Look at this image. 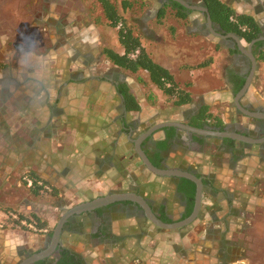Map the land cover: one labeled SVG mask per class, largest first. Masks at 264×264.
<instances>
[{"label": "crops", "instance_id": "0c3cea01", "mask_svg": "<svg viewBox=\"0 0 264 264\" xmlns=\"http://www.w3.org/2000/svg\"><path fill=\"white\" fill-rule=\"evenodd\" d=\"M73 1L0 0V14L7 9L13 16L20 15L18 9L9 7L13 2L24 5L26 13L32 14L45 32L57 34L48 51L25 57L18 71L0 68V222L8 223V213L19 211L43 220L48 229L47 233H35L8 225L0 228V264H22L48 249L66 211L111 194L141 195L157 216V203L162 199L177 222L180 218L172 216L174 205L169 202L172 187L147 168L136 149V140L155 124H190L205 106L225 126L224 130L208 125L205 129L264 138V60L259 58L264 49V0H222L237 13L255 17L261 27L257 38L263 42L260 48L257 41L249 43L236 33H224L213 20L210 23L203 0H134L144 5L135 11L139 15L134 14L135 32L182 86L190 84L192 101L183 105H175L162 90L148 83L147 74L118 67L108 58L104 74L89 71L94 63L85 62L83 52L79 59L68 57L60 62L65 46L57 41L59 36L82 30L86 23L90 30L82 32H94L97 26L92 20L102 15L101 7L93 10L90 5L86 11L87 0H77L85 13L74 8ZM41 4L42 9L36 8ZM180 9L185 18L177 15ZM7 17L4 15V19ZM64 21L69 22L67 28ZM143 32H155L156 36L152 33L150 41ZM150 43L154 52L149 49ZM71 47L68 53H73ZM209 59V65L197 67ZM61 64H66L70 72L57 69ZM32 66H42V72L29 71ZM250 74L247 90L236 92L237 81L246 80ZM120 84L129 87L140 110L128 108ZM160 129L147 143L150 136L142 141L146 154L165 138L166 132ZM178 129L182 133L174 138L165 162L193 164L202 178H213L218 189L219 196L210 198V202L205 201L210 194L203 193V206L212 212L198 219L201 232L194 229L195 222L175 229L159 227L145 216L138 202L114 201L71 215L64 224L61 243L46 260L41 257L27 264H56L59 249L61 253L68 249L82 264H116L114 258H119L117 264H166L175 254L162 253L159 244L163 240L174 242L177 235L181 239V234L188 241L198 236L204 243L217 236L226 248L232 242L229 230L238 227L239 208H251L249 188L264 183V141L235 139V147H228L222 139L214 140L216 136L203 135L205 141L199 143L193 133ZM25 176L38 178L42 188L38 183L29 186ZM190 251L185 264H206L204 250L194 247Z\"/></svg>", "mask_w": 264, "mask_h": 264}, {"label": "rangeland", "instance_id": "374dc122", "mask_svg": "<svg viewBox=\"0 0 264 264\" xmlns=\"http://www.w3.org/2000/svg\"><path fill=\"white\" fill-rule=\"evenodd\" d=\"M88 4L85 5L87 9L90 6V0H88ZM91 0V6L89 9H93ZM74 8L82 10L83 13L84 7L78 4L77 0L73 1ZM69 7V6H68ZM95 7H100L95 4ZM5 8V6H2ZM18 9L21 13L20 15L13 16V13L9 14V10L1 11L0 14V61L2 62V68L7 69L9 71H18L21 69V62L25 57L31 56L33 54H37L39 51L46 52L52 46V40L56 39L55 36L57 34H50L49 32H45L43 30L42 25L38 24L34 20V16L32 14H27L25 11L24 5H17L15 2L10 5L9 9ZM36 8L42 9V4L40 6H36ZM94 10V9H93ZM139 7H135L133 11L127 13L128 21L131 22V26H134V17L139 15V13H135L138 11ZM33 11V10H32ZM31 11V12H32ZM7 12V13H6ZM25 12V13H24ZM94 12V11H93ZM96 15L99 14L95 10ZM136 14V15H134ZM4 15L8 16L4 19ZM89 15V14H88ZM95 16L94 14H92ZM87 16V15H86ZM90 16V15H89ZM92 16V17H93ZM101 16V15H100ZM93 19L97 28L93 30L94 32H82L83 29L89 28L88 23H86L85 27L81 30H77L74 32H67L61 34L58 40L59 43H63L65 48L61 49L62 56L58 53L60 62H64L66 58L79 59L80 53L83 52L85 62L89 61L90 63H94L93 70H89L90 72H94L95 74H104L106 72L107 65V57L102 52L103 48L112 47L118 51L122 50L121 45L118 41V27H111L107 25L103 20H97L101 17ZM40 25V26H39ZM69 22H63L64 28H67ZM41 28V30H40ZM90 30V28H89ZM144 35L146 34L143 32ZM153 36H156L155 32ZM146 34L147 39H151L150 35ZM54 37V38H52ZM182 40L183 35H182ZM151 41V40H150ZM148 41V42H150ZM72 44V47H71ZM154 44V43H153ZM73 48L70 50H74L73 53H68L67 48ZM152 43L149 44V49H152ZM75 48V49H74ZM47 56V55H44ZM67 60V59H66ZM59 69L63 73L70 72L69 69H66V64L57 65V69ZM29 71L31 72H42V66H36L35 68L32 66ZM264 184V183H263ZM262 183L258 184L259 188H249L250 191V199L252 202L249 203L251 208L243 206V204L239 203L238 206H243L244 209L239 208L240 214H238L237 220V228L233 230H229L231 243L225 248L224 242L223 246L219 237L212 236L207 239V241L200 242L198 236L191 237V241H188L185 235L181 234V239H179V235L176 236V240L174 242L171 240H164L159 244V250L162 253L167 251L168 254L172 252L175 254V258H167L166 264H185V260L188 259L189 253H191V248L198 249L199 247L207 253L206 264H219L220 260H223L222 264H264V185ZM252 195V196H251ZM219 196V195H218ZM169 198L175 200L174 193L169 194ZM263 202V203H253V202ZM262 200V201H261ZM206 202H210V197H205ZM213 201V200H212ZM174 207L172 209L173 217H179L181 214V207L178 206L177 202H172ZM248 205V203H244V205ZM216 206V205H215ZM212 212L210 209L203 208V212L201 215L205 216L206 212ZM194 229L196 231H202L203 227L200 226L198 220L195 221ZM235 225V223L233 224ZM202 227V228H201ZM234 227V226H233ZM18 229V228H16ZM209 236V235H208ZM217 238V239H215ZM166 243V245H164ZM191 243V246H188ZM205 244V249H204ZM226 246V245H225ZM233 247V248H232ZM221 248L223 251H221ZM222 252V254L220 253ZM232 257L231 260H227V257ZM234 256V257H233ZM192 257V256H190ZM115 263L119 262V258H114ZM132 264H139V262L132 261ZM145 264V263H143Z\"/></svg>", "mask_w": 264, "mask_h": 264}, {"label": "trees", "instance_id": "16d2710c", "mask_svg": "<svg viewBox=\"0 0 264 264\" xmlns=\"http://www.w3.org/2000/svg\"><path fill=\"white\" fill-rule=\"evenodd\" d=\"M88 1V0H87ZM91 2V0H90ZM204 4L208 7L212 20L218 24L224 33H236L240 37L244 38L247 42H252L261 35V27L258 24L255 17L249 14L237 13L233 7L225 3L222 0H203ZM137 1L134 0H93L92 5L95 9V4L99 5L102 9L101 18L97 19L105 22L111 27H118V38L119 43L123 48L122 52L112 48L104 47V55L112 61L116 66L129 70L133 73L143 72L147 74V82L152 83L158 89L162 90L166 95L169 96L170 100L174 101L175 105H183L192 101L191 92L189 90V85L182 86L175 78L174 74L164 65L159 63L148 50L146 45L142 40L140 33L135 32L134 26H131L128 21L127 13L129 10H134V7L142 8L144 5H137ZM91 5V4H90ZM182 9V8H181ZM178 11L177 15L179 17L185 18L186 15L184 12ZM164 15V10L161 11V16ZM258 48L262 47L263 42L257 41L255 43ZM259 58L264 60V49H262ZM212 62V59L206 60L197 65V67H204L209 65ZM3 64L0 63V68ZM4 67V66H3ZM245 79H239L236 85V92L242 89L245 84ZM119 89L122 91L123 95L126 98V102L129 105V109L140 110V104L134 99L133 95L129 92V87L126 84H120ZM192 126L198 128H204L205 126H212L215 128H220L224 130V123L216 115L208 111L207 107H202L200 111L192 117L190 120ZM160 130L166 132V136L162 140H158L153 146L152 150L147 151L148 157L151 162L160 168H166L165 163L169 164L170 168H179L187 170L190 172L198 171V168L193 164L188 165L187 162H178L173 164V162L166 160V153H170L171 144L174 142V138L182 130H179L175 126H166ZM152 136L148 137L144 144ZM193 139L199 143L205 141V136L200 134H193ZM222 141L228 147H235L236 140L224 137H217L214 140ZM198 177H201L202 174L198 171L196 174ZM30 177V176H29ZM34 179V183H37L39 180L36 177H30ZM167 180L173 181V184L179 189L187 193L188 205L185 208V212L180 217V220H183L190 216L193 212L196 198L197 184L186 177L180 176H170L167 177ZM166 180V181H167ZM204 184H210L215 187V181L211 177H206L203 179ZM42 188V186L40 187ZM167 206L162 205L159 210L158 217L167 223L176 222L170 217V212L166 210ZM101 210V209H100ZM21 213V212H20ZM22 216L27 217L29 220L34 221L37 225L42 228H46V223L35 216H29L22 214ZM12 220L8 219V222L11 223ZM197 221V220H196ZM195 222V221H194ZM52 233V230L51 232ZM233 248V247H232ZM64 258L58 264H82V261L76 257L75 254L70 253L68 249L64 250ZM234 257V256H233ZM232 257H227V260H231Z\"/></svg>", "mask_w": 264, "mask_h": 264}, {"label": "water", "instance_id": "95a60500", "mask_svg": "<svg viewBox=\"0 0 264 264\" xmlns=\"http://www.w3.org/2000/svg\"><path fill=\"white\" fill-rule=\"evenodd\" d=\"M203 9L207 13L208 21L210 23H212L213 21H212L208 7H203ZM257 40L258 39H255L252 42L254 43ZM253 63L256 64V59L254 57H253ZM251 78H252V74H250L246 78V82H245L243 88L241 89L240 94L244 93L247 90V88L250 84ZM166 126H175L178 128H182V129L188 131L189 133H196V134H200V135H212V136H216V137H230L233 139H239V140L247 141V142H262V141H264V138L255 139V138H251L247 135L236 133V132L198 128V127L192 126L190 124H187V123H184L181 121H165V122L155 124L150 129H148L146 132H144V134H142L136 140V149H137L139 155L141 156L143 162L147 166V168L150 171H152L154 174H156L157 176H160V177H167V176L186 177V178L193 180L197 184L195 206H194L193 212L190 214V216H188L187 218H185L183 220L177 221V222L167 223V222H164L163 220H161L155 214V212L153 211L149 202L141 195L134 194V193H122V194H111L108 196L100 197V198L94 199V200L89 201V202L81 203V204L69 209L68 211H66L62 215V217L60 218L58 224L56 225V227L54 229L52 242H51V245L49 246V248L42 251L39 254L32 256L31 258H29L28 260H26L22 264H27V263H30V262L37 260L38 258H41V257L44 258L47 255H49L56 248V246L61 243V234L63 231L64 224L71 215H73L75 213L82 212V211H86V210H92L98 206H102L104 204H108V203H111L114 201L133 200V201L138 202L142 206L145 216L149 220H151L154 224H156L157 226L162 227V228L175 229V228L184 227V226H187V225L193 223L198 218L200 211H201V207H202V196H203L202 178L198 177L195 173L187 171V170H183V169H179V168H169V167L160 168V167L155 166L151 162V160L149 159L147 154L144 152L142 145H141V143L144 139H146L148 136L152 135L156 130L163 128V127H166Z\"/></svg>", "mask_w": 264, "mask_h": 264}, {"label": "flooded vegetation", "instance_id": "af4514ba", "mask_svg": "<svg viewBox=\"0 0 264 264\" xmlns=\"http://www.w3.org/2000/svg\"><path fill=\"white\" fill-rule=\"evenodd\" d=\"M262 133H264V132H262ZM194 134V133H193ZM191 136H192V134H191ZM164 166L165 167H169L170 168V166H169V164H167V163H165L164 164ZM198 172V171H197ZM197 172L196 171H194L193 173H195V174H197ZM167 177H170V176H167ZM167 177H164L166 180H167ZM200 178H202V176L200 177ZM204 178H206V177H204ZM204 178H202V181H203V179ZM167 183L172 187L171 189H172V191H173V193H174V197H175V200H172V199H170L169 200V202L171 203V202H177V204H178V206L179 207H181L182 208V210H181V214L179 215V218L182 216V214L185 212V208H186V206L188 205V197H187V193L186 192H183V191H179V189L173 184V181H171V180H167ZM204 186H207V187H209V188H204ZM197 191V190H196ZM205 192L207 193H209L210 194V198H215L217 195H218V189L217 188H215L214 186H211L210 184L208 185H206V184H204V182H203V193L205 194ZM218 197V196H217ZM195 201H196V198H195ZM162 204H166L165 202H164V200H160L159 201V203H157V206H158V211L160 210V207L162 206ZM195 206V205H194ZM205 206L207 207V205H204L203 206V203H202V207L201 208H205ZM203 210V209H202ZM200 211V214H199V216H198V218L196 219V220H198L202 215H201V213L203 212V211ZM60 250V249H59ZM58 250V252H59V256L56 258V260H57V262H56V260H55V262H56V264H58L59 262H61L62 261V259L64 258V252H62L61 253V251H59ZM46 257H44V258H42V260H46L45 259ZM78 259H80V258H78ZM46 264H54V262H47ZM72 264V263H71Z\"/></svg>", "mask_w": 264, "mask_h": 264}, {"label": "built area", "instance_id": "2783aa9c", "mask_svg": "<svg viewBox=\"0 0 264 264\" xmlns=\"http://www.w3.org/2000/svg\"><path fill=\"white\" fill-rule=\"evenodd\" d=\"M24 180L27 181V184L29 186L34 185V180L32 178L25 176ZM37 183L42 186V181H37ZM8 219L12 220L11 223L10 222L8 223L0 222V228H4L8 225V226H11L12 228L25 229V230L32 231L35 233H47L48 232L47 228H42L41 226L37 225L34 221L29 220L27 217L22 216L19 211L9 212Z\"/></svg>", "mask_w": 264, "mask_h": 264}]
</instances>
